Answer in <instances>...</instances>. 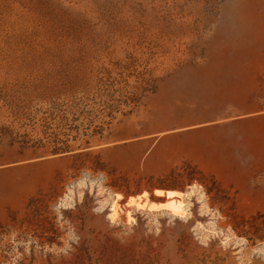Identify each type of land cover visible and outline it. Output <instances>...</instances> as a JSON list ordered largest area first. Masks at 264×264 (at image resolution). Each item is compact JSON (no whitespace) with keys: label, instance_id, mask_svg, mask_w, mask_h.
Segmentation results:
<instances>
[{"label":"rangeland","instance_id":"374dc122","mask_svg":"<svg viewBox=\"0 0 264 264\" xmlns=\"http://www.w3.org/2000/svg\"><path fill=\"white\" fill-rule=\"evenodd\" d=\"M157 190L190 215L128 206ZM254 248L264 0H0V264H264Z\"/></svg>","mask_w":264,"mask_h":264},{"label":"clouds","instance_id":"9594fccd","mask_svg":"<svg viewBox=\"0 0 264 264\" xmlns=\"http://www.w3.org/2000/svg\"><path fill=\"white\" fill-rule=\"evenodd\" d=\"M89 172H91V170H88ZM105 173L103 171H100L97 173V177L98 179L96 181H94V188L98 189V191L96 192V194L100 197H105L104 199L98 200L96 201V203L98 204V207L93 208V212L94 213H104L106 210L109 211V215L106 217L112 224H116L119 222V214L121 211L120 205H119V201L123 198L119 193L117 194H112L110 189L105 187V184L107 183L106 180L104 179ZM88 186L83 182V181H79L77 180L74 184H71L69 186H66V190L68 192H72L74 191L76 188L79 189H86ZM193 191H198L201 193L200 199L203 201L206 199V196L204 195L203 192V188L202 186L193 183V185H191ZM91 195V193H89ZM81 200L80 202H83V197L85 195L84 191H80L79 193ZM156 196L159 197H165L167 196L168 199L171 201L169 203H161V204H156V203H152V204H148V203H141V201H146L147 197H148V193L145 192L142 196L136 197V198H130L127 201L128 206H135L138 209H143V208H147L150 211H161V210H169L173 215L180 217L181 219L186 218L187 216L190 215V213L187 211V208L190 206H186L183 202H182V198H183V194L176 192V191H161V190H157L155 192ZM175 197H181V200H175L173 198ZM75 207V202L72 200V197L69 196H63V197H58L57 198V204L53 207V210L57 213V215L59 217L62 218V212L61 210H70L73 209ZM204 212H201V215H203ZM216 215H219L218 211L217 213H215ZM129 221L133 222L131 219V214H129ZM201 227H203V225H201ZM70 238L75 242L78 241V237H76L74 234H72L70 236ZM245 242L246 241H243ZM70 247V245H69ZM61 251H65V249H61ZM254 253H260V254H264V249H258V248H254L253 249Z\"/></svg>","mask_w":264,"mask_h":264},{"label":"bare ground","instance_id":"6f19581e","mask_svg":"<svg viewBox=\"0 0 264 264\" xmlns=\"http://www.w3.org/2000/svg\"><path fill=\"white\" fill-rule=\"evenodd\" d=\"M139 196H142V195H137V196H132L130 198H136V197H139ZM129 198V199H130ZM141 203H148L149 205L151 204V200L147 197V200L146 201H141ZM135 207V206H134ZM136 208V207H135ZM147 209V208H146ZM127 215L129 216V213H127Z\"/></svg>","mask_w":264,"mask_h":264}]
</instances>
